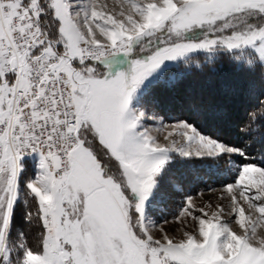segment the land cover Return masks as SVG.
<instances>
[{
  "label": "snow or ice",
  "instance_id": "snow-or-ice-1",
  "mask_svg": "<svg viewBox=\"0 0 264 264\" xmlns=\"http://www.w3.org/2000/svg\"><path fill=\"white\" fill-rule=\"evenodd\" d=\"M257 85L242 133L264 119V0H0V264H264V135L257 160L199 122ZM177 156L232 174L219 203L185 196L179 237L148 214Z\"/></svg>",
  "mask_w": 264,
  "mask_h": 264
},
{
  "label": "trees",
  "instance_id": "trees-1",
  "mask_svg": "<svg viewBox=\"0 0 264 264\" xmlns=\"http://www.w3.org/2000/svg\"><path fill=\"white\" fill-rule=\"evenodd\" d=\"M200 92V85L197 81H189L182 85L180 92L178 94H183L185 97H198ZM159 94L161 96L169 95L167 92L163 90H159ZM256 96H259V85H257V91L254 96L246 97L242 100V102L237 106V108L233 110H229L224 115H219L217 118L212 120L203 121L200 120L201 127L206 133H210L214 136H219L222 139H225L230 142H240L244 144L246 142L253 143V156L259 160L261 158L259 153L260 145L257 143L260 137L264 135V128L260 127L262 123H264V119L261 118L259 114H257L256 122L253 124L254 131L251 133H242L240 128L244 126L248 122V112L256 109ZM264 99V97H260ZM165 117L168 120H176L177 118H191L192 113L189 111V104L187 99L179 102H169L165 103L162 108ZM25 162L27 164L29 175L35 174L37 171V167L34 162L25 158ZM212 168L202 167V173L199 175L202 177L197 183L191 184L189 189V193H197L202 188L209 187L208 183H206L205 178L211 180L212 184L220 182L222 180H226L230 178L227 174L224 175L223 178H220L218 174L222 173L220 171L216 172V175L212 174ZM216 169V168H214ZM213 169V170H214ZM219 170V169H218ZM205 172V173H204ZM214 182V183H213ZM17 227L22 228L25 231L31 233L32 229L28 227V225L24 224L22 221L17 222Z\"/></svg>",
  "mask_w": 264,
  "mask_h": 264
},
{
  "label": "rangeland",
  "instance_id": "rangeland-1",
  "mask_svg": "<svg viewBox=\"0 0 264 264\" xmlns=\"http://www.w3.org/2000/svg\"><path fill=\"white\" fill-rule=\"evenodd\" d=\"M100 2L108 3L111 7L114 3V0H100ZM161 119L164 120L165 124H171L180 118H177L176 120H168L162 111ZM167 131H171V129L167 128L163 130L160 133L161 137L167 134ZM29 158L35 159L36 161H38L39 159L38 156ZM202 167L212 168L209 170H212L211 172L214 175H216V172L218 171L222 172L218 174L220 178H223L225 174L230 176V178L217 183L213 182L214 184H212V182H209L211 180L205 178L206 183H208L209 187L202 188L196 194L189 193L188 191L189 189H191V184H193L194 182L197 183L202 179V177L199 176L202 173ZM228 167L229 166L224 161H221L219 163H202L195 159L187 160L178 156L175 157L170 162V167L167 170L168 181L164 189L162 190L161 197L156 205H151L149 207L148 214L152 217V219L157 221L159 226L169 231V233H172L175 229L176 235L177 237H179V229L182 227V225L176 223L174 218L175 214L178 213L181 207L184 206L185 196L191 195L194 198V203L201 206L209 202H211L212 204L221 202L219 200V197L222 194L223 186L225 185V183H229L232 180V174L227 171ZM223 202L227 203V200L225 199ZM165 220H167L169 223H164Z\"/></svg>",
  "mask_w": 264,
  "mask_h": 264
},
{
  "label": "crops",
  "instance_id": "crops-1",
  "mask_svg": "<svg viewBox=\"0 0 264 264\" xmlns=\"http://www.w3.org/2000/svg\"><path fill=\"white\" fill-rule=\"evenodd\" d=\"M35 156V155H34ZM33 157V156H32ZM33 162H34V164L36 165V167H38V161H36L35 159H31Z\"/></svg>",
  "mask_w": 264,
  "mask_h": 264
},
{
  "label": "built area",
  "instance_id": "built-area-1",
  "mask_svg": "<svg viewBox=\"0 0 264 264\" xmlns=\"http://www.w3.org/2000/svg\"><path fill=\"white\" fill-rule=\"evenodd\" d=\"M26 157H31V156H26Z\"/></svg>",
  "mask_w": 264,
  "mask_h": 264
}]
</instances>
